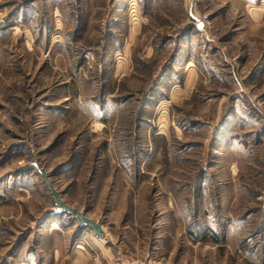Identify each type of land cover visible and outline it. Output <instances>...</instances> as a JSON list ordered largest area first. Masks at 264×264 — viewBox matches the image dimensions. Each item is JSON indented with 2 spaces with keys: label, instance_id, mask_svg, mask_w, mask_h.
I'll list each match as a JSON object with an SVG mask.
<instances>
[{
  "label": "rangeland",
  "instance_id": "374dc122",
  "mask_svg": "<svg viewBox=\"0 0 264 264\" xmlns=\"http://www.w3.org/2000/svg\"><path fill=\"white\" fill-rule=\"evenodd\" d=\"M0 264H264V0H0Z\"/></svg>",
  "mask_w": 264,
  "mask_h": 264
},
{
  "label": "water",
  "instance_id": "95a60500",
  "mask_svg": "<svg viewBox=\"0 0 264 264\" xmlns=\"http://www.w3.org/2000/svg\"><path fill=\"white\" fill-rule=\"evenodd\" d=\"M31 163L34 166L35 170L41 176L42 181L51 196L53 207L48 211V213L52 214V213L65 212L69 215H72L74 218L77 219L80 225L88 227L93 234H95L98 237H102L104 234V231L101 227L100 219L93 220L92 218H89L85 215L84 209L79 210L65 203L59 196V193L57 192V190L53 187V185L49 181L48 172L45 171L38 164L36 157L33 158Z\"/></svg>",
  "mask_w": 264,
  "mask_h": 264
}]
</instances>
